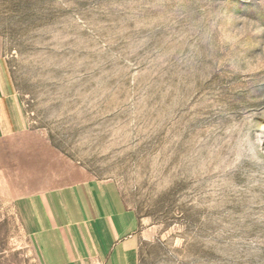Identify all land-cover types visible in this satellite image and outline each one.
<instances>
[{"label":"rangeland","instance_id":"374dc122","mask_svg":"<svg viewBox=\"0 0 264 264\" xmlns=\"http://www.w3.org/2000/svg\"><path fill=\"white\" fill-rule=\"evenodd\" d=\"M0 43V264H40L16 204L59 175L118 185L139 264H264V0H0Z\"/></svg>","mask_w":264,"mask_h":264},{"label":"crops","instance_id":"0c3cea01","mask_svg":"<svg viewBox=\"0 0 264 264\" xmlns=\"http://www.w3.org/2000/svg\"><path fill=\"white\" fill-rule=\"evenodd\" d=\"M27 124L0 43V139ZM18 198L40 264H139L141 222L112 181H69Z\"/></svg>","mask_w":264,"mask_h":264},{"label":"clouds","instance_id":"9594fccd","mask_svg":"<svg viewBox=\"0 0 264 264\" xmlns=\"http://www.w3.org/2000/svg\"><path fill=\"white\" fill-rule=\"evenodd\" d=\"M252 151L254 152V148L252 149Z\"/></svg>","mask_w":264,"mask_h":264}]
</instances>
